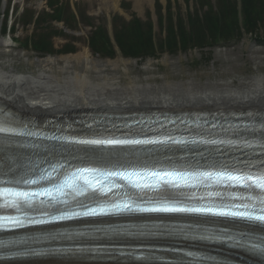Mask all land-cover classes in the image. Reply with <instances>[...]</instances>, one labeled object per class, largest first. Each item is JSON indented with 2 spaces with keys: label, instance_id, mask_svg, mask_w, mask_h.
Returning <instances> with one entry per match:
<instances>
[{
  "label": "bare ground",
  "instance_id": "6f19581e",
  "mask_svg": "<svg viewBox=\"0 0 264 264\" xmlns=\"http://www.w3.org/2000/svg\"><path fill=\"white\" fill-rule=\"evenodd\" d=\"M91 58V54L86 52L72 57L66 56L63 61L70 65L71 60L89 62ZM209 110L264 114V75L252 78L249 82H241L240 87L225 82L208 83L204 86L194 82L120 85L112 78L94 82L88 72L80 74L76 71L74 75L62 79L46 72L38 75L18 74L15 69L8 71L0 65V122L10 125H23L29 118L65 122L78 119L79 116L88 120L154 111L209 112ZM9 151L11 150L8 146L0 144V164ZM80 155L79 160L88 162L122 163L133 160L132 155L124 152ZM229 163L231 167L264 170V155L244 156ZM0 264L144 263L125 262L122 258L106 255L95 258L84 256L29 259Z\"/></svg>",
  "mask_w": 264,
  "mask_h": 264
},
{
  "label": "rangeland",
  "instance_id": "374dc122",
  "mask_svg": "<svg viewBox=\"0 0 264 264\" xmlns=\"http://www.w3.org/2000/svg\"><path fill=\"white\" fill-rule=\"evenodd\" d=\"M1 1V0H0ZM12 3L10 10V21L12 24L17 19V13L13 14V10L17 7L21 9H32L35 12H44L48 10L47 3L44 0H8ZM218 2V0H216ZM73 5L79 4V9L86 10L87 15L91 16L94 25L100 26L109 23L111 26V17L118 16L126 21L131 22L133 18L148 21L152 18L154 28L157 35L164 25L157 14V4L163 7L176 2L177 9L180 14V21L185 22L190 13L194 12L196 6L192 2L185 0H72ZM215 4V0L213 2ZM211 3V4H212ZM208 6L201 9L203 13L208 10ZM159 19V20H158ZM118 21H123L116 18ZM50 20L44 22V25L51 24L54 31H63L62 37L55 36L52 43L55 49L61 51L63 47L71 44L75 48V52L70 54H58L48 56L49 54L35 53L32 49L23 50L9 48L12 45L8 38L2 40L0 45V65L6 69H15L20 74L38 75L46 72L50 75H56L65 79L75 72L87 74L94 82L103 80V78H112L119 82L120 85L133 84H150L164 85L167 83H186L194 82L199 85L208 83L225 82L240 87L241 82H249L252 78L263 77L264 75V42L244 40L239 44H231L217 48H200L187 49L178 51L177 53H165L159 55V59H133L122 57L121 54L117 58H107L99 54H95L88 47V36L91 28L85 24H81L72 28H67L64 24L56 22L49 23ZM149 23V22H147ZM188 24V23H187ZM188 28V26H187ZM34 26L25 29L23 25H18L15 37L24 40L31 36ZM42 27L38 31H46ZM47 33H50L48 30ZM259 33V30L256 31ZM35 34H38L35 31ZM88 52L92 58L89 62L81 60H71L70 65H66L63 58L72 57L75 54H83ZM67 67L66 69H64Z\"/></svg>",
  "mask_w": 264,
  "mask_h": 264
},
{
  "label": "trees",
  "instance_id": "16d2710c",
  "mask_svg": "<svg viewBox=\"0 0 264 264\" xmlns=\"http://www.w3.org/2000/svg\"><path fill=\"white\" fill-rule=\"evenodd\" d=\"M59 0H50L51 6L58 4ZM209 5V0H204ZM245 24L248 32L257 33V30H264V0H243ZM54 14H44L36 21L37 27L47 20L64 21L68 27L77 26L76 18L72 11L56 9ZM235 0H219L218 10H214L213 6H209V10L205 12L203 19L201 16H194L189 29L182 21H178V30L174 27L172 17L168 16V27L166 28V38L155 42L153 40V24L152 22L144 23L140 19H133L131 22L118 21L114 19V38L121 52L126 58L133 59H148L158 58V52L169 51L174 54L178 51L187 49L203 48L208 42V38L217 40L218 38H232L234 36L241 37L242 29L236 18ZM34 17V13L30 12L26 16V22L29 24ZM85 16L81 15V20L84 21ZM120 19L119 17H117ZM121 20V19H120ZM163 27H161L162 29ZM54 35H63L57 32L47 33L41 31L39 34H34L33 43L38 51L43 54H67L74 53L75 48L68 45L60 52H56L52 45V37ZM91 50L104 57L114 58L116 53L114 46L110 41L107 31L99 27L93 33L91 40Z\"/></svg>",
  "mask_w": 264,
  "mask_h": 264
},
{
  "label": "snow or ice",
  "instance_id": "6c2138e0",
  "mask_svg": "<svg viewBox=\"0 0 264 264\" xmlns=\"http://www.w3.org/2000/svg\"><path fill=\"white\" fill-rule=\"evenodd\" d=\"M261 128H264V123L261 124ZM17 129L5 127L3 122H0V133L6 132H16ZM20 134H25L21 132ZM30 135H35V133H27ZM151 142V141H149ZM81 143L85 144H138L142 143V141L138 140H85L81 141ZM92 169H79L77 172L71 174L70 177L66 178L61 184L54 185L52 188H43L39 191H25L19 188H11L5 187L0 188V197H3L5 200V204L8 207L15 208L18 212H23L25 208L31 207L34 204V201L39 196H48L52 199H56V194L59 193L60 195H65V189H70L74 192H79L83 190L85 185L91 184L90 180H85V185L79 184L77 181V177L79 176L80 179H84L86 173L92 172ZM109 175H119L124 177L125 179L131 180L133 176H140L144 175L146 177H152L157 184L161 182H168V183H176L177 178L179 180H184L190 174L187 173H173V172H151L147 174H140V173H109ZM198 175L202 177H206L208 179H213L217 182L224 183H234L237 185H242L248 189L260 190V195L256 197L259 200L261 205H264V173L258 175H251V174H238L234 172H204L199 173ZM25 183V184H35V180L31 179H23L21 178L15 183ZM136 187H140L141 185L137 182ZM149 186V185H145ZM251 199V197H249ZM41 204L45 203V201L41 200ZM51 206V205H50ZM87 207V206H83ZM113 207L117 210H126L130 207L128 203L124 204H115ZM139 211L145 212H192V213H202L207 214L211 213L214 215L219 216H232V217H240L246 219L248 221L258 222L260 225H264V207H261L259 211H255L250 208L248 205L244 206L243 211H224L222 206L218 205H202L199 207L196 206H178L175 204H159L156 206L148 207V208H138ZM42 215H47L44 213ZM69 214L64 213L60 216H53L52 219H64L67 218ZM71 215H96V209L88 208L87 211L84 212H73ZM0 220L7 221L10 226L19 227L22 226L26 221L31 224H42L44 223V219L42 217H29L25 212L24 216H3L0 217ZM58 235V234H57ZM52 238H57L53 236ZM209 238H212L211 236ZM264 243V242H262ZM4 242L0 241V246H2ZM254 248L258 247L257 245H253ZM261 251H264V248H260Z\"/></svg>",
  "mask_w": 264,
  "mask_h": 264
}]
</instances>
